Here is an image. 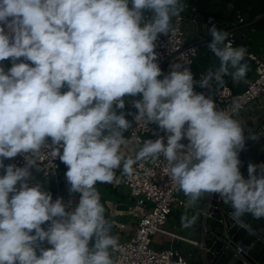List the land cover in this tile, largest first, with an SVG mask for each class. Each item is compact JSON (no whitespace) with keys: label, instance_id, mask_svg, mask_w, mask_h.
I'll use <instances>...</instances> for the list:
<instances>
[{"label":"clouds","instance_id":"1","mask_svg":"<svg viewBox=\"0 0 264 264\" xmlns=\"http://www.w3.org/2000/svg\"><path fill=\"white\" fill-rule=\"evenodd\" d=\"M183 8L181 0H0V61H12L7 72L0 66V264H118L110 249L119 240L96 185L111 183L121 166L130 176L137 162L161 156L189 207L214 194L231 208L234 225L250 231L242 217L264 218V162H249L245 176L240 159L246 141L264 131L241 126L237 102L229 114L194 91L195 84L221 87L225 77L244 81L247 49L233 47L210 20L207 48L220 67L198 81L179 62L164 74L156 42L174 30L172 18ZM21 57L31 63H16ZM138 95L134 120L156 124L167 142L144 140L132 158L121 152L132 122L117 110ZM44 146L67 167L69 192L80 194L73 211L31 183V169L38 170L32 154ZM18 155L23 167L4 164ZM195 221L181 218L184 228ZM44 241L52 247L37 256Z\"/></svg>","mask_w":264,"mask_h":264},{"label":"built area","instance_id":"2","mask_svg":"<svg viewBox=\"0 0 264 264\" xmlns=\"http://www.w3.org/2000/svg\"><path fill=\"white\" fill-rule=\"evenodd\" d=\"M184 8L179 15L172 18V28L167 35L159 36L156 44V52L158 53V63L164 74H167L171 69L172 63H183L191 68L195 59L202 48H206V51L214 55L207 48V39H212L208 33L199 35L196 37L193 34L189 36L186 33L185 27L203 23L208 27H211V23H214L218 29H222L229 33L228 40L233 47H247L245 38L237 35L239 29L242 26L247 25L244 20V16L238 13L236 21L232 24L228 22H206L198 13V7L195 0H181ZM146 16H150V13H146ZM264 35V27L262 29ZM205 37V38H204ZM245 58H248L254 62V77L245 80L244 89L238 94H233L228 89H218L215 86L209 91L208 89L200 88L198 84L194 85V91L197 93H205L211 95L215 100L216 106L219 110L233 113V102H237L240 105L239 110L234 114V118L237 119L241 126L246 128L245 120L240 118L243 112H246L250 108L254 101L264 95V60L247 51ZM25 62L31 63L25 60L23 57L19 58L16 63ZM0 66L4 67L5 72L12 67L11 59L0 61ZM203 74L194 76V79L198 81ZM161 79L163 77H160ZM67 87L61 89L62 92L67 91ZM137 97H125V108L117 110L125 113L126 119L132 122V126L127 132L124 133L125 139L129 142L125 144L131 148L130 155L135 158L139 146L142 145L144 140H155L160 137H164V142H167V134L162 131L156 124H149L144 126L142 121H135L134 114L137 110L133 107L132 102ZM132 113L133 115H129ZM139 141V144L137 143ZM51 142L50 140L48 141ZM181 143L187 144L186 139ZM51 149L44 146L38 153H33V158L37 162V168H32L33 179L31 183H37L40 179H50L54 183V198H62L66 205V210L73 211L75 205L71 202L70 198H63L65 193L64 182L66 180L65 173L67 167L59 160V158H53L50 155ZM5 165L14 164L18 167H23L26 163L24 156L18 155L14 158L5 159ZM123 171L121 166V172ZM4 174V169L0 168V175ZM121 184L126 189L128 196L133 199L141 210V217L136 222L132 235H126L122 225H115L114 235L118 237L119 246L111 250L112 258L118 261V264H189L192 253L183 254L180 250L174 247L176 242H185L195 247L199 246V243L184 239L177 234L171 233L164 229L169 219L173 214L182 218L187 216L191 218L195 216L196 219L205 220L211 215V205L209 204V195L206 194L204 200L200 206L194 205L188 206V197L183 192L179 191L177 186L171 181L166 172V162L163 156L156 162L139 161L133 165V172L130 176L121 174ZM44 189V188H43ZM211 195V194H210ZM69 202L70 206H69ZM50 226V222H46L42 225L47 229ZM33 234V233H32ZM159 235L163 238H169L170 242L167 247L156 248L154 246L153 237ZM52 245L47 241L43 242V248H51ZM240 250V249H238ZM39 256V255H38Z\"/></svg>","mask_w":264,"mask_h":264},{"label":"water","instance_id":"3","mask_svg":"<svg viewBox=\"0 0 264 264\" xmlns=\"http://www.w3.org/2000/svg\"><path fill=\"white\" fill-rule=\"evenodd\" d=\"M245 129L257 134L264 131V112L256 122L247 124ZM240 159L241 171L245 176L249 162H264V136L259 140H247ZM208 195L211 215L205 220L196 219L193 224L200 238L189 264H264V218L254 219L248 214L242 217L243 222L250 225V231H247L229 219L230 207L216 195Z\"/></svg>","mask_w":264,"mask_h":264},{"label":"crops","instance_id":"4","mask_svg":"<svg viewBox=\"0 0 264 264\" xmlns=\"http://www.w3.org/2000/svg\"><path fill=\"white\" fill-rule=\"evenodd\" d=\"M185 30L186 33L189 35V37L191 34H193L194 37H196L197 34L199 35L206 34L205 37H207L208 35L207 33L208 30L206 28V25H204L203 23L191 25L190 27H185ZM261 31L262 30L258 31V30L250 29L247 24L239 29L237 35H239L240 37L243 36L245 38V41L247 43L246 49L249 53L261 57L264 60V35L262 34ZM210 41L211 39H207V42ZM202 49H204L205 52L209 55V61L212 62L214 60L213 57L215 56L207 52L206 48H202ZM199 74L206 75L202 70L198 72L197 76ZM237 84L238 82L233 81L231 84L232 88H235ZM223 88L228 89L229 91L232 92L230 88L227 87H223ZM255 110L256 108L252 105L249 108L248 112L246 111L241 114L240 118L242 120H245L246 124L256 122V120L264 112V110L262 112L257 113L256 115L254 114ZM251 111H253L254 115L251 113ZM121 152L126 157L129 156L132 157L130 155L131 148L127 147L126 145H122ZM121 174H122L121 168L116 169L114 179L111 183H105V184L98 183L96 187L100 193L101 203L105 207L106 218L110 220L112 224V228H115L114 227L115 225H122L123 229L126 232V235L128 236V235H132L135 224L141 217L142 213L141 210L136 205L135 201L128 196L126 189L122 186L121 178H120ZM64 187H65L64 188L65 193H63V198L64 197L70 198L71 202H73V204L76 207L79 203L80 194L70 193L69 192L70 185L68 184V182L65 184ZM43 190L50 192L52 194V198H54L55 192L54 191L52 192L51 188L50 190L48 189H43ZM164 229L171 233L177 234L178 236L187 239L189 241H193L197 243L199 242V239H197V232H198L197 229L194 228L193 225L191 227L184 228L182 226L181 219L178 218V216H176L175 214L171 216ZM169 242H170L169 238H164V239L161 238V241L158 242L157 244L154 243V246L156 248L167 247L169 245ZM42 247H43V242H42ZM174 247L180 250L185 255L190 253L193 254L197 250V247L185 242H176L174 243Z\"/></svg>","mask_w":264,"mask_h":264},{"label":"trees","instance_id":"5","mask_svg":"<svg viewBox=\"0 0 264 264\" xmlns=\"http://www.w3.org/2000/svg\"><path fill=\"white\" fill-rule=\"evenodd\" d=\"M199 15L206 21L209 22H228L230 24L236 21V10L240 11L241 15L244 16L245 22L248 27L253 30H262L264 27V0H195ZM231 2L234 3L235 10L231 12H226V7ZM215 56V55H214ZM213 61H209V55L204 49H201L198 57L195 59L192 72L194 76H197L198 72L202 70L205 74L209 71H215L220 67V60L218 57H213ZM249 66V71L247 72L245 80L254 76V62L248 58L243 61ZM244 81L238 82L235 88H232L231 84L233 80L231 77H225V84L221 87H216L221 89L223 87L230 88L233 94H238L244 89ZM67 183L65 180L64 185ZM52 192L54 191L53 188Z\"/></svg>","mask_w":264,"mask_h":264},{"label":"rangeland","instance_id":"6","mask_svg":"<svg viewBox=\"0 0 264 264\" xmlns=\"http://www.w3.org/2000/svg\"><path fill=\"white\" fill-rule=\"evenodd\" d=\"M233 2H234V0H233ZM233 2H231L229 5H227L226 12H231L232 10H235L234 9L235 6H234V3ZM235 12H236V14L237 13H240V11H238V10H236ZM186 38L187 39H190L189 36H186ZM137 99H140V96ZM252 105L256 108V110L254 111V114L255 115L257 113H259V112H262L264 110V95H262L256 101H254ZM248 110H249V108L246 111L248 112ZM251 113L253 114V111H251ZM38 182L42 185V187L44 189L50 190V188L53 187V190H54V183H53L52 180H50V179L41 180L40 179ZM204 197H205V195L196 203V205L200 206L202 204L203 200H204ZM111 234L114 235V230L112 228H111ZM161 238L164 239L163 237H160L159 235H157V236H154L152 239H153V242L155 244H157L158 242L161 241ZM199 238H200V235H199V232H197V239H199ZM38 245L39 246L36 247V254H37V256L40 255V248H43L42 247V243L38 242Z\"/></svg>","mask_w":264,"mask_h":264}]
</instances>
